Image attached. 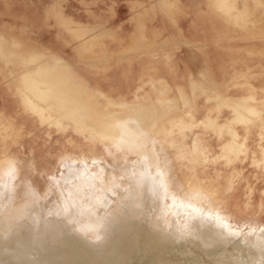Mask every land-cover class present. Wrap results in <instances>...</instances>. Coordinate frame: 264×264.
<instances>
[{
  "label": "rangeland",
  "instance_id": "rangeland-1",
  "mask_svg": "<svg viewBox=\"0 0 264 264\" xmlns=\"http://www.w3.org/2000/svg\"><path fill=\"white\" fill-rule=\"evenodd\" d=\"M107 1L111 0H53L52 7L49 4L44 13L46 15L47 12L48 19L52 13L58 20L59 28L67 31L65 17L88 18L87 11L91 6H109ZM150 1L137 0L133 7L141 8L138 3L150 4ZM41 3L48 4L49 0H0V33L5 36L0 41L5 46L17 48V51L25 48L16 55L19 59L17 67L23 66L20 62L25 56L30 68L43 63L49 66L53 75L56 73L61 75V79L64 77L59 86L65 91L67 81L83 79L82 74L72 70L61 56L56 57V63H52L51 56L43 50H28L30 40L21 37H27L26 29L31 25L1 20L2 16H22L24 10L32 9L25 6ZM69 3L74 5L69 6ZM170 4L175 14L173 17L178 19L181 16V26L185 27L186 35L183 36L180 31L172 33L170 38L162 31L147 34L150 39L154 38L153 42H149L154 45L150 56L161 55L166 62L159 64L155 61L159 65L148 66L144 71L142 66L141 71L134 72L133 83L136 82V86L123 90L111 87V83L109 88L91 83L94 89L90 87V90L104 92L112 98L124 97L128 101L136 94L142 95L140 98L144 102L149 101V97L154 99L160 95L176 98L177 105L181 106L180 94L191 93V84L201 79L205 87L210 88L211 85L221 89L234 105L254 92L258 98L252 103L264 110V0H209V9L197 5L200 10L192 7L193 0H170ZM113 6L114 3L100 18L89 17L91 23H72L75 27L83 24L91 27V31L85 34L90 39L86 57L100 59L92 65L105 69L109 67V71H114L117 58L114 54L121 56L106 46L112 37L105 29L110 26L109 18L114 16ZM35 9L40 14V9ZM13 38L18 41L15 47ZM33 41L37 46V39ZM122 51L125 52V49ZM78 53L84 57L81 50ZM30 55H35V58H30ZM14 67L16 65L10 64L0 69V108H11L9 104H3L1 91L4 85L12 82L10 71ZM99 71L95 78L102 79L103 71ZM202 71L205 74L203 77L200 74ZM142 72L147 73L142 76ZM108 80H111L109 74ZM139 85H142L141 89L137 90ZM84 96L83 93L69 94L74 104ZM191 96L200 103L199 117H202L210 102L201 90ZM92 103L100 108L103 101ZM115 107L110 104L109 109ZM225 113L229 115V111ZM170 114H180V109H173ZM8 121L0 123V223L4 220L0 234L4 239L13 231V219L35 199L42 211L51 209L54 215H58L44 223L41 232L47 244L55 243L53 248L56 249L61 245L64 229L80 231L96 241L95 259L92 260L97 264L109 262L110 259L100 258L109 253V257L113 258V243L124 235L131 215L120 209L118 200L121 190L123 192L135 185L132 177L138 175L141 169H147L153 173L156 171L154 174L160 188L153 192L154 204L146 207L141 220L158 233L174 230L169 240H173L175 250L187 248L191 238L202 243L204 237L223 238L225 233L242 236L245 245L252 241H257L259 245L262 243L259 237L264 234V112L260 118L253 117L247 127L239 128L240 136L246 137V145L245 152L236 157L220 155L221 144L210 128L195 127L187 129L186 134L176 130L167 146L157 144L156 154L152 151L150 140L142 146L143 149L117 148L114 145L108 149L101 143L93 145L77 134L74 135L76 143H71L69 137L73 136L44 125L36 128L37 139L31 140L25 135L18 143V136L13 135V127ZM194 135H197L200 151L189 153L193 149ZM30 140L32 145L28 144ZM36 142L38 148L35 147ZM77 143L83 150L76 147ZM36 149L42 153L39 154ZM116 184L119 186L116 187ZM109 193L113 195L106 204L109 215L100 217L98 207L103 205ZM76 210L81 213L79 218L74 215ZM35 226L36 222L32 227ZM50 259H55L52 264H62V257Z\"/></svg>",
  "mask_w": 264,
  "mask_h": 264
},
{
  "label": "bare ground",
  "instance_id": "bare-ground-1",
  "mask_svg": "<svg viewBox=\"0 0 264 264\" xmlns=\"http://www.w3.org/2000/svg\"><path fill=\"white\" fill-rule=\"evenodd\" d=\"M46 15H48L47 12ZM1 38L5 39L2 33H0ZM12 44L14 47L18 44L17 38H13ZM24 49L21 48L19 51ZM19 51L17 48L5 46L0 41V69H4L6 65H16L10 71L12 82L10 81L7 86L19 98L18 107L2 106L0 108V123L6 122L7 119L10 121L15 133L11 134L18 136V143L25 135L30 136L31 140L37 139L36 128L44 125L57 129L62 134H70L68 136H73L69 137L71 143H76L74 140L76 134L93 145L101 143L108 149L110 145L117 148L143 149L142 146L150 140L152 151L156 152L157 144L162 146V143L167 146L169 138L176 130L186 134L187 129L202 127L210 128L217 134L222 148L221 156L236 157L245 152L246 145V137L240 136L239 128L247 127L253 117L260 118L264 112L258 104L252 103L258 98L254 92L244 96L234 105L221 89L211 85L207 88L201 79L191 84V93L180 92L181 106L177 105L176 98H165L160 95L154 99L149 97V101L146 100L147 103L140 98L142 95L138 94L131 101L124 97L112 98L104 92L90 90V87L94 89V86L83 79L65 80L67 87L63 91L59 82L62 83L64 77L61 79V75L56 73L53 75L46 64L40 63L35 68H30L27 57L22 56L20 63L23 66L17 67L19 59L16 55ZM31 57L35 58V55H30ZM200 74L202 77L205 76L203 71ZM141 86L139 85L137 90L141 89ZM198 90H201L206 95V100L210 102L202 117H199L200 103L193 100L191 96ZM79 93L85 96L74 104L69 94L79 95ZM93 101L97 103L103 101L102 106L99 108L93 105ZM110 104L116 107L109 109ZM173 109H180V114L171 115ZM225 111H229V115ZM222 117L223 121H221ZM224 135L226 136L223 137ZM31 140L28 144L33 143ZM197 142V135H194L193 149H190L189 153L200 151ZM35 147L38 148V142ZM76 147L83 150L78 143ZM36 150L39 154L42 153L39 149ZM138 173L131 179L135 185L125 188L123 192L121 190L118 200L120 209L131 214L124 235L113 243L115 247L112 251L113 258L109 257L110 253L105 254L100 259H110V261H102L100 264H264V234L262 233L259 237L262 240V243L259 241L260 245L257 241L245 245L242 236L237 237L226 233L223 238L204 237V242L197 243L194 238H191L192 234L187 248L175 250L172 245L173 240H169V237L174 235V230L158 233L141 220L146 207L154 204L152 194L158 191L160 185L158 178H155L156 171L153 173L147 169H141ZM117 186L119 185L116 184ZM111 197H113L112 194H107L103 205L98 207L97 212L100 217L109 215L106 204ZM26 206L21 214L13 219L14 227L10 236L4 239L0 234V264H52L55 259L50 258L59 257H62V264H97L92 260L95 259L93 252L96 247V241L93 238L80 231L64 229L61 245L54 249L55 243L47 244L41 231L48 218L58 217V215H54L48 208L46 210L49 211H42L35 199ZM74 215L79 218L81 213L76 210ZM38 216H40L39 219H37ZM3 221L0 223L1 229H3ZM35 222L36 226L33 228Z\"/></svg>",
  "mask_w": 264,
  "mask_h": 264
},
{
  "label": "crops",
  "instance_id": "crops-1",
  "mask_svg": "<svg viewBox=\"0 0 264 264\" xmlns=\"http://www.w3.org/2000/svg\"><path fill=\"white\" fill-rule=\"evenodd\" d=\"M51 1L53 0H49L48 4H34L32 7L25 6L24 8L32 9L24 10L25 12H23L22 16H2L1 20L2 22L31 25L26 29L27 37H21L25 38V40H30L31 46L28 50H43L47 55L51 56L52 63L56 61V57H63L72 70L75 69L82 74L84 80L86 79L90 84L99 85L103 88H109L110 83L111 87L115 86L123 90L129 86H136V82L133 83L134 72L136 73L137 70L141 71L142 66H144V71L148 66L153 67L161 62H166L165 57H161V55H157V57L156 55L150 56L154 50V45L153 43L149 44V42H153L154 38H149L147 35L149 32L162 31L168 33L169 38L172 33L177 31L182 32L183 36L186 35L185 27L181 26V16L178 19L173 17L175 14L171 9L170 0H154V3L151 0L150 4L138 3V5L141 4V8L137 9L133 7L137 0H111L107 1L109 6H91L87 11L88 16L90 18L95 16L100 18L107 14L106 12L111 9L114 3V16L111 19L109 18L108 23L110 26L105 29V32L112 37H110L109 43L106 42V46L115 53H120L121 56L114 54L117 56L114 61L116 64L113 65L114 71H109V67L105 69L92 65L98 63L100 59L92 60L91 57H86L90 50V39L85 34L91 31V27L84 24L91 23L90 18H79V16L69 15L65 17L68 25L67 31L60 29L58 20H56L54 15L51 13L48 19L44 13L48 5H51ZM208 3L209 0H193L192 7L198 10H200L198 6L202 7V9H209ZM68 5L73 6L74 3H69ZM36 7L40 9V14L35 9ZM7 8L12 9L14 7L7 6ZM74 22L84 24L83 26L78 25L75 27L72 25ZM80 36H82V39H80ZM33 37L37 39V46H34ZM124 49L125 52L122 51ZM76 50H81L84 57H81L78 53L79 51L77 52ZM78 58L82 61L78 60ZM155 61L159 64H155ZM129 65L132 67H128ZM99 70L103 71L102 79L95 78L96 73L100 72ZM145 73L142 72V76ZM108 74L111 80H108ZM98 81L100 84H97ZM2 90L3 104L7 103L11 108L18 107L19 98L12 93L11 89L4 85Z\"/></svg>",
  "mask_w": 264,
  "mask_h": 264
}]
</instances>
